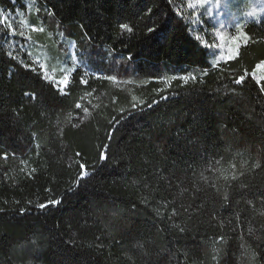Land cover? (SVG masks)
Wrapping results in <instances>:
<instances>
[{"label": "trees", "instance_id": "obj_1", "mask_svg": "<svg viewBox=\"0 0 264 264\" xmlns=\"http://www.w3.org/2000/svg\"><path fill=\"white\" fill-rule=\"evenodd\" d=\"M37 6L95 58L61 94L0 25V264H264V15L214 65L182 0Z\"/></svg>", "mask_w": 264, "mask_h": 264}, {"label": "rangeland", "instance_id": "obj_2", "mask_svg": "<svg viewBox=\"0 0 264 264\" xmlns=\"http://www.w3.org/2000/svg\"><path fill=\"white\" fill-rule=\"evenodd\" d=\"M182 3L185 15L194 25L199 26L204 44L205 42L220 44V41L216 39L215 32H221L230 38L238 35L239 31H244L245 25L264 15V0H208L203 7L198 5L190 7V4H195V0H182ZM249 12H255L256 15L249 16ZM8 14L12 13L8 12ZM46 14L44 9L37 6V0H27L26 9H19L10 15L9 19L13 27L17 26L18 29L25 30L27 45L42 56L43 63L50 68L53 78L63 79L65 75L69 76V72L76 67L83 68L87 73H90L89 61L95 57L89 48L79 47L76 39L69 36L67 31L58 24L55 29H45V25L34 23L31 20L32 17H38L40 22L44 21L43 17ZM33 26L43 28V31H33ZM243 43L241 40L238 45L233 46L229 42L227 46L237 47L239 51ZM208 50L214 65L230 60L227 53L223 55V59H220L223 49L208 48ZM108 54L109 52L104 48L100 55L103 57ZM257 72L264 75V72L259 70Z\"/></svg>", "mask_w": 264, "mask_h": 264}, {"label": "snow or ice", "instance_id": "obj_3", "mask_svg": "<svg viewBox=\"0 0 264 264\" xmlns=\"http://www.w3.org/2000/svg\"><path fill=\"white\" fill-rule=\"evenodd\" d=\"M208 2V0H195V4H190L189 6L190 7H195V6H200V7H203L206 3ZM218 6H219V3H218ZM249 16H255L256 13L255 12H249L248 13ZM7 23V26H8V29L10 31V33L12 35H15L16 34V29L12 27V24L10 22H8L6 20L5 17H3L2 15H0V25H3ZM121 28L122 29H127L128 31H131V29L127 26V25H121ZM33 31H43V28H36L35 26H33L32 28ZM152 29H149V31H151ZM22 34V33H21ZM215 36H216V39H218L220 41V44H208L207 42H205V47L209 48V49H213V48H220V49H223V52L220 56V59H223V55L225 53L229 54L228 55V59H234L236 54L238 53V48L237 47H228L227 44L230 42L233 46H236L239 44V42L241 40H243L244 44H247L250 37L248 35L247 32L245 31H239V34L238 35H234L232 37H226L223 33L221 32H215ZM74 59V58H73ZM218 62V61H217ZM34 63H38V61H34ZM25 67H28L27 65H25ZM42 71H43V75H44V78L45 79H49V75H48V69L45 65L41 64L40 65ZM257 67V70L261 71V72H264V63L262 64H259L256 66ZM34 70V69H33ZM252 76L254 79H256L257 83H260L261 81H264V75H261L259 78L256 77V73L253 72L252 73ZM184 83H187L189 79H192V80H195L196 77L195 76H192V77H188V76H184V77H181L180 78ZM245 77L244 76H240L239 78H237L235 80V83L236 84H241L243 81H244ZM59 89L61 90V94H66L63 89H65L68 85V83L70 82V77L65 75L63 79H59V80H55L54 81ZM81 83L83 84H87V81L84 80L83 78L81 79ZM262 90H264V86H262ZM161 91H163V89H161ZM25 95H28V93H25ZM135 99V98H133ZM137 105H133V107H136ZM77 108L80 107L79 104L76 105ZM83 111L85 113H87L88 109L87 108H84ZM77 155H80L79 153ZM100 157L101 159H107V156L105 155V151L102 150L101 153H100ZM5 158L6 155H5ZM80 169H81V173H80V179H83L85 176L88 175V171H87V168L86 166L81 163L79 165ZM59 201L58 200H51V201H48L47 203H41V204H38L36 205V207L40 208V209H44L46 207H48L49 205H54V204H58ZM24 210L21 209V213H23Z\"/></svg>", "mask_w": 264, "mask_h": 264}]
</instances>
